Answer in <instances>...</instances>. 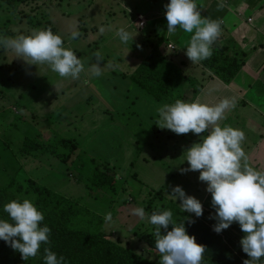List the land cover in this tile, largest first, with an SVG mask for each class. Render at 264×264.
Masks as SVG:
<instances>
[{"label":"rangeland","instance_id":"374dc122","mask_svg":"<svg viewBox=\"0 0 264 264\" xmlns=\"http://www.w3.org/2000/svg\"><path fill=\"white\" fill-rule=\"evenodd\" d=\"M141 1L17 0L12 5L0 1V36L14 37L51 27L53 32L62 34L65 46L84 65L78 79L62 78L47 65H29L16 57L13 50L0 48V185L14 178L18 183L14 188L23 198L28 182L34 181L52 193L87 206L90 193H100L92 189L86 177L95 167L110 165L118 184L114 196L105 201L111 202L109 211L115 220L119 219L121 227L117 228L121 229L113 231V223L105 224L104 232L157 264L159 253L149 252L142 238L154 226L147 218L132 215L131 210L147 205L155 192L179 206V199L174 201L169 195L173 186L180 185L186 195L194 196L202 204L203 214L199 218L191 214L195 222L188 234L205 246L204 254L236 264L243 262L250 258L236 239L244 233L238 230L236 235L222 230L229 249L223 245L222 237L212 230L215 222L209 213L214 209L211 194L205 190L206 182L198 180L199 171H180L188 167L186 155L179 153L184 142L180 138L194 140L192 145L201 134L177 135L159 128L155 124L157 108L163 103H154L122 77L132 74L146 57L143 44L150 31L142 33L131 25L137 16L131 18V12L143 11L138 8ZM103 25L106 33L101 35L98 29ZM121 26L134 36L127 44L115 36V30ZM74 29L80 36L68 39ZM173 39L178 41L177 37ZM93 65L100 67L99 77L92 75ZM191 91L185 88L176 99L183 97L188 101ZM149 131L158 132V139H153V153L145 148L151 140L147 138ZM63 141L74 146L73 153L70 148L55 147ZM54 150L69 158L61 161L51 153ZM232 225L239 226L236 222Z\"/></svg>","mask_w":264,"mask_h":264},{"label":"clouds","instance_id":"9594fccd","mask_svg":"<svg viewBox=\"0 0 264 264\" xmlns=\"http://www.w3.org/2000/svg\"><path fill=\"white\" fill-rule=\"evenodd\" d=\"M218 8L223 7L222 0ZM167 21V33L173 34L177 28L189 33L190 39L185 49L186 57L192 64L202 62L212 55V45L221 34V21L201 16L196 0H168L164 5ZM100 26L99 34L105 32ZM108 30H111L109 27ZM80 36L78 30H72L68 39ZM115 36L122 44H127L133 35L125 26L115 30ZM0 48L13 50L16 57L22 58L29 65L44 64L62 78L78 79L84 65L75 52L65 46L64 37L53 32L51 27L30 30L27 34L14 37L0 36ZM99 61V52L95 53ZM93 76L101 75L100 67H91ZM234 98H223L217 104L209 105L193 100L191 102L176 99L173 103H163L157 108L156 125L173 133L201 134L199 141L189 147L185 160L187 171H199L198 180L206 182V191L211 194V206L216 222L212 230L219 234L238 223L244 233L239 243L242 251L250 259L243 264H264V171L248 163V155L243 149L245 133L232 126H220L225 112L234 106ZM174 201L179 199V208L184 213L194 214L199 218L203 214L201 202L191 195H186L180 185L172 187L169 195ZM2 211L7 218L0 217V241L19 252L21 259L36 257L42 244L49 243L50 228L44 221L42 210L33 198H16L3 204ZM132 215L155 226V249L159 253V264H202L205 246L196 243L195 236L186 232L184 220L176 224L170 209L145 212L144 207L131 210ZM189 219V223L195 221ZM106 224L114 223L112 214L104 216ZM169 224L172 225L168 230ZM165 230L161 235V229ZM44 264H66L63 256L43 250Z\"/></svg>","mask_w":264,"mask_h":264},{"label":"trees","instance_id":"16d2710c","mask_svg":"<svg viewBox=\"0 0 264 264\" xmlns=\"http://www.w3.org/2000/svg\"><path fill=\"white\" fill-rule=\"evenodd\" d=\"M0 1L12 5L17 0ZM161 43L159 42V44L153 46L152 51L132 74L123 75L122 77L124 79L128 78L134 89L143 91L154 103H173L177 94H180L185 88L192 89L191 93L188 94V102L193 101L198 91V84L186 77L180 69L170 62L171 60L167 56L159 51ZM202 63L210 72H213L215 77L224 83L231 82L241 68L239 59L231 56L225 46L218 47L212 52L211 57ZM178 98L186 101L183 97ZM58 146L66 149L70 148L71 153L74 152V146H70L65 141L55 144L56 148ZM51 153L58 156L61 161H66V158H69V155H62L57 150L51 151ZM72 163L74 162L72 161ZM115 175L112 167L105 165L95 167L86 177L92 189L100 193V196L90 193L91 198L102 202L106 206V211L110 210L111 202L109 201L108 205L105 198L111 199L117 189L118 180ZM15 185H18V183L15 182L14 178L10 179L7 184L0 185V217L2 218H7V214L2 211L3 204L12 199L21 198L14 188ZM17 189H19V186ZM92 189H89V192ZM27 195L28 198L34 197V202L44 214L42 223L47 224L51 230L49 243L42 244L37 256L25 261L21 259L19 252L14 251L3 241H0V264H44L42 259L44 248H49L58 257L63 256L66 264H157L134 252L120 240H113V235L104 232L103 228L106 224L104 216L96 214L88 207L81 205L80 202L69 201L58 194L50 192L34 181L28 182L25 197ZM148 196H151V194ZM151 197L147 205L144 206L145 211H149L151 214L154 211L170 209L173 212V220L176 224H180L185 219V228L188 233L192 223H189V219L186 218L193 220L191 214L183 213L178 205L162 193L155 192ZM171 228L172 225L169 224L168 230L170 231ZM154 231L155 226L151 233L147 236L142 235V238L145 239L149 252L158 253L155 249ZM164 234L166 233L162 228L161 235ZM202 264L236 263L203 256Z\"/></svg>","mask_w":264,"mask_h":264},{"label":"crops","instance_id":"0c3cea01","mask_svg":"<svg viewBox=\"0 0 264 264\" xmlns=\"http://www.w3.org/2000/svg\"><path fill=\"white\" fill-rule=\"evenodd\" d=\"M218 2L216 0H196L202 17L222 22L221 34L213 43L212 52L218 47L225 46L229 54L235 56L241 63L240 70L229 83H224L215 77L213 72L203 65V61L192 64L186 57L184 48L191 34L179 28L173 34L167 33L164 5L168 3V0H142L138 6L140 10H143L142 13L130 12L131 18L136 14L146 17L145 29L141 31L142 33L150 31L143 44L146 47V56L152 51L153 46L162 42L159 51L167 56L186 77L198 84L194 100L214 105L223 98H234V106L225 112L224 118L218 123L220 126H232L244 131L246 139L242 146L248 155V163L264 171V0H229L227 4L223 3V7L219 8ZM105 33L106 30L103 35ZM175 37L178 38L177 42L173 39ZM169 44L175 46V53L171 54L173 51L168 50ZM149 132L151 135L147 138L151 140L145 143V148L153 153V139H158L156 134L158 132ZM203 135H207V132L201 133L200 136ZM180 139L184 141V145L182 144L183 149L179 153L186 155L184 152L194 140L184 137ZM160 152V157L163 158L164 147L160 148ZM86 205L96 214L105 216L106 206L102 208L104 204L101 202L90 197ZM210 214L214 215V212L209 213V217ZM112 218L114 221L112 226L115 225L113 229L116 228L113 231L120 230L121 228H117L121 227L119 219ZM213 222L216 221L213 220ZM238 230L241 231L239 226L230 225L224 231L226 233L235 232L237 235ZM214 235L221 236L220 241L223 243L224 240L223 245L226 246L227 241L221 233L214 232ZM236 240L239 243L240 239ZM203 255L215 257L209 254ZM237 264H243V262L240 261Z\"/></svg>","mask_w":264,"mask_h":264},{"label":"built area","instance_id":"2783aa9c","mask_svg":"<svg viewBox=\"0 0 264 264\" xmlns=\"http://www.w3.org/2000/svg\"><path fill=\"white\" fill-rule=\"evenodd\" d=\"M219 1L220 0H216ZM229 0H222V3L227 4ZM250 21V20H249ZM133 25L138 31H142L146 26V17L143 15H137L133 21ZM168 49L175 50V46L173 44L168 45ZM78 57V56H77Z\"/></svg>","mask_w":264,"mask_h":264}]
</instances>
